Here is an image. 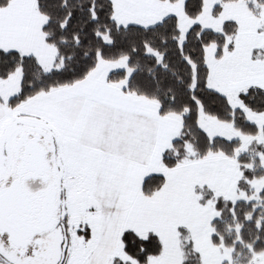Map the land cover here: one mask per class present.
<instances>
[{"label":"snow or ice","instance_id":"1","mask_svg":"<svg viewBox=\"0 0 264 264\" xmlns=\"http://www.w3.org/2000/svg\"><path fill=\"white\" fill-rule=\"evenodd\" d=\"M0 264H264V0H0Z\"/></svg>","mask_w":264,"mask_h":264}]
</instances>
